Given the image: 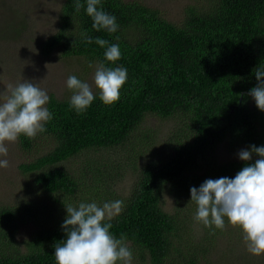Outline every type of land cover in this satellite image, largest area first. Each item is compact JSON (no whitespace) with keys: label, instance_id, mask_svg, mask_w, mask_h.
<instances>
[{"label":"trees","instance_id":"trees-1","mask_svg":"<svg viewBox=\"0 0 264 264\" xmlns=\"http://www.w3.org/2000/svg\"><path fill=\"white\" fill-rule=\"evenodd\" d=\"M24 1L0 0L5 10L0 16L4 17L0 24L4 36L0 37L23 35L27 25ZM76 2L63 0L59 27L41 42L40 53L49 56L58 51L65 58L122 66L127 69V80L117 102L105 105L99 92L94 93L93 102L81 113L70 106L71 95L59 98L50 93L46 107L52 119L36 137L49 138L52 147L21 166L23 175L33 180L26 181L30 199H49L65 206L67 202L60 199H71L83 184L81 176L66 167V160L126 143L136 151L134 141L149 148L154 144L149 130L137 133L146 117H174L183 125L166 145L167 155L139 164L135 189L123 211L108 221L110 232L117 239L123 236L128 248H137L148 264H207L208 256L220 246L218 231L201 223L203 231L191 229L190 236H184L183 218L163 208V194L171 182V188L178 196L184 194L196 212V203L190 201L192 187L199 188L206 179L234 178L245 166L241 160L217 162L212 153L221 142L248 149L264 146V111L247 95L257 85L255 71L264 70V0H205L201 6H190L181 23L137 0H101L98 8L116 17L115 33L96 31L86 12V0H78L83 5L78 13ZM10 5L19 23L7 17L5 8ZM85 34L92 37L91 44L85 42ZM97 37L109 45L118 44L121 58L107 61L106 47L95 43ZM73 74L84 80L82 74ZM36 137L21 134L18 141L31 151ZM258 158L253 154L248 163ZM120 165L109 166L113 176L118 175L114 171ZM91 167L101 173L100 167ZM42 201H25L18 209L0 208V264H56L54 246L66 239L62 224L67 212L62 207H43ZM29 217L45 224L20 242L17 226ZM252 257L264 264V258Z\"/></svg>","mask_w":264,"mask_h":264},{"label":"rangeland","instance_id":"rangeland-1","mask_svg":"<svg viewBox=\"0 0 264 264\" xmlns=\"http://www.w3.org/2000/svg\"><path fill=\"white\" fill-rule=\"evenodd\" d=\"M148 6L157 8L161 14L168 20L175 23H181L186 16V10L190 6H201L205 0H137ZM63 0H25L26 4L24 18L27 19V25L23 35L16 37H0V92H5L9 85L15 86L23 79L36 80L39 86L59 98L72 96L73 91L66 85L67 78L73 73L82 74L84 82L92 86L93 93L99 90L94 84V74L97 62L86 61L78 58H65L58 51L49 56H43L40 53V44L58 29L59 10ZM8 7V6H7ZM24 8L23 6H21ZM7 17L20 22V17L14 13L15 8L10 5ZM5 10L0 7V16ZM25 19V20H26ZM23 20L22 24H24ZM4 22V17H0V24ZM21 26V23H20ZM0 36H4L0 34ZM36 49V50H35ZM47 65V67H46ZM91 65V66H90ZM2 102V101H0ZM183 123L176 118L161 119L157 116H147L140 125L137 133H149L152 135L154 144L147 148L142 143L134 141L135 150L130 144L121 145L118 148L99 151H88L77 156H73L65 161L66 167L75 175L81 176V190L71 199H60L67 205L71 204L78 207L79 203L96 202L101 205L104 202L121 200L123 204L127 203L128 197L132 194L138 181L139 164L146 161L157 160L167 155L166 145H169L173 133L180 129ZM8 148V156L0 159H8L9 167L0 168V208L14 207L19 208L25 201L40 202L45 200L43 207L52 209L66 210L65 206L55 204L49 199H30L31 188L26 185L27 179L21 170L23 163L34 160L37 156L46 153L52 147L49 138L40 135L36 137L31 151L24 150L18 139L15 142L5 141ZM147 148V149H146ZM242 149H248L246 145L237 147L231 146L228 141L221 142L212 153V157L217 162H227L231 160H240L238 153ZM144 152V154L142 153ZM112 155V157H111ZM116 156H119L116 159ZM111 158V159H110ZM94 161L91 166L100 167L101 173L95 172L97 169L87 165V162ZM109 161V162H105ZM115 171L118 175L113 176V170L109 166L120 164ZM94 172V173H93ZM184 194L177 195V192L171 188V182L166 184L163 194V208L169 213H177L183 218L184 236H190L191 229L203 231L198 226L194 216L196 214L190 202L184 198ZM28 198V199H26ZM37 198H42L38 196ZM43 202V201H42ZM71 202V203H68ZM124 208V207H123ZM37 208V210H39ZM193 217V219H191ZM25 222L18 224L17 240L23 242L31 238L39 228L45 224V221L36 222L35 218H30ZM192 222H191V221ZM227 228L218 231L220 246L217 253L208 256L207 264H262L256 262L253 257L264 258L252 255L248 252L244 242V233L239 226H232L227 221ZM132 252L131 264H148L141 258L137 248L130 249ZM251 258L252 262H247ZM119 264H123L121 261Z\"/></svg>","mask_w":264,"mask_h":264},{"label":"clouds","instance_id":"clouds-1","mask_svg":"<svg viewBox=\"0 0 264 264\" xmlns=\"http://www.w3.org/2000/svg\"><path fill=\"white\" fill-rule=\"evenodd\" d=\"M86 12L93 20L92 27L109 33L118 30L116 17L98 8L101 0H86ZM83 7L78 0L75 11ZM85 42L91 44L92 37L85 34ZM95 43L106 47L105 59L116 62L121 58L118 44H111L97 37ZM36 50V49H35ZM91 66V65H90ZM47 67V65H46ZM257 85L250 89L259 110L264 111V70L254 73ZM127 80V69L122 66L106 67L97 65L94 84L99 90V98L105 105H111L120 99V90ZM67 88L73 91L70 106L81 113L93 102L95 96L92 86L70 75ZM47 90L39 86L36 80L23 79L15 86L9 85L0 92V157L8 156L5 141L15 142L23 134L35 138L45 132V123L52 119V113L46 107L49 102ZM253 154L258 159L252 161ZM245 166L234 178L221 177L206 179L199 188L190 189L191 200L197 205L194 219L205 227L215 226L224 230L225 218L232 226H239L244 233L243 239L250 254H264V146H249L238 153ZM9 160L0 159V168H8ZM123 201L115 200L98 205L96 202L71 204L65 206L67 216L62 224L66 239L55 244L56 264H131L132 252L121 236L117 239L111 234V221L123 211Z\"/></svg>","mask_w":264,"mask_h":264}]
</instances>
